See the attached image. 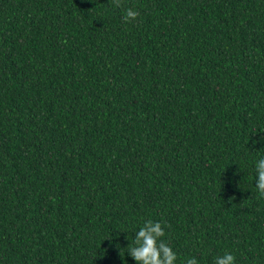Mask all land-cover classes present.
<instances>
[{
	"label": "trees",
	"instance_id": "16d2710c",
	"mask_svg": "<svg viewBox=\"0 0 264 264\" xmlns=\"http://www.w3.org/2000/svg\"><path fill=\"white\" fill-rule=\"evenodd\" d=\"M261 158L264 0H0V264H264Z\"/></svg>",
	"mask_w": 264,
	"mask_h": 264
},
{
	"label": "clouds",
	"instance_id": "9594fccd",
	"mask_svg": "<svg viewBox=\"0 0 264 264\" xmlns=\"http://www.w3.org/2000/svg\"><path fill=\"white\" fill-rule=\"evenodd\" d=\"M117 7L120 6V0H114ZM140 13L132 8L126 10L124 16L125 22L135 20ZM257 181L256 187L259 195L264 197V158L259 159L256 164ZM166 226L161 222L147 220L135 234L134 245L129 249V255L137 264H175L177 254L172 247L161 240L164 237ZM236 257L232 253H225L223 256L215 258L214 264H235ZM186 264H198L195 257L189 258Z\"/></svg>",
	"mask_w": 264,
	"mask_h": 264
}]
</instances>
